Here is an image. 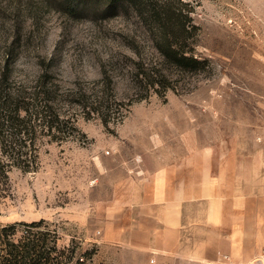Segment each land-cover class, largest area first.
<instances>
[{
    "label": "rangeland",
    "instance_id": "rangeland-1",
    "mask_svg": "<svg viewBox=\"0 0 264 264\" xmlns=\"http://www.w3.org/2000/svg\"><path fill=\"white\" fill-rule=\"evenodd\" d=\"M167 6L197 27L183 46L203 67L160 54L150 14ZM37 83L77 129L36 126L37 169L0 178V226L35 224L60 264L129 262L99 240L114 181L135 169L207 160L231 194L264 195V0H0V86Z\"/></svg>",
    "mask_w": 264,
    "mask_h": 264
},
{
    "label": "crops",
    "instance_id": "crops-1",
    "mask_svg": "<svg viewBox=\"0 0 264 264\" xmlns=\"http://www.w3.org/2000/svg\"><path fill=\"white\" fill-rule=\"evenodd\" d=\"M206 161L165 160L114 181L100 252L123 253L126 264H152L147 254L154 264L260 263L264 195L231 194Z\"/></svg>",
    "mask_w": 264,
    "mask_h": 264
},
{
    "label": "trees",
    "instance_id": "trees-1",
    "mask_svg": "<svg viewBox=\"0 0 264 264\" xmlns=\"http://www.w3.org/2000/svg\"><path fill=\"white\" fill-rule=\"evenodd\" d=\"M150 16L163 39L159 51L164 60L190 70L204 66L205 62L195 57L193 50L184 48L187 33L196 31L197 27L186 21L181 9L167 6L162 11L152 10ZM140 75V80L147 77L146 73ZM34 88L37 90L26 92L22 87L0 86V178L4 182L8 178L7 167L16 166L23 171L37 169L38 154L31 138L37 125L43 126L54 140L59 138L52 133H59L62 123H70L71 128L77 129L72 121L57 112L44 84L37 83ZM102 121L106 123L107 119ZM24 224L27 228L22 230H18L16 223L0 226V264L62 263L59 258L62 251L56 248L55 242L47 246L46 233L31 231L33 223Z\"/></svg>",
    "mask_w": 264,
    "mask_h": 264
},
{
    "label": "built area",
    "instance_id": "built-area-1",
    "mask_svg": "<svg viewBox=\"0 0 264 264\" xmlns=\"http://www.w3.org/2000/svg\"><path fill=\"white\" fill-rule=\"evenodd\" d=\"M262 254H263V256H264V236H263V245H262ZM150 262H154V259H151V261ZM261 262H262V264H263V262H264V259L263 260H261Z\"/></svg>",
    "mask_w": 264,
    "mask_h": 264
},
{
    "label": "bare ground",
    "instance_id": "bare-ground-1",
    "mask_svg": "<svg viewBox=\"0 0 264 264\" xmlns=\"http://www.w3.org/2000/svg\"><path fill=\"white\" fill-rule=\"evenodd\" d=\"M152 263V262H151Z\"/></svg>",
    "mask_w": 264,
    "mask_h": 264
}]
</instances>
